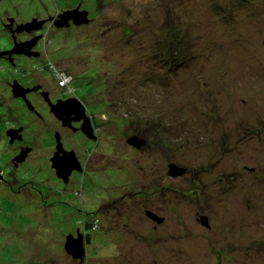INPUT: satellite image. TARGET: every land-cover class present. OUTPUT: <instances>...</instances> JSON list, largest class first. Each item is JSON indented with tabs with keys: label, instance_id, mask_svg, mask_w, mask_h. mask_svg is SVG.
Listing matches in <instances>:
<instances>
[{
	"label": "rangeland",
	"instance_id": "rangeland-1",
	"mask_svg": "<svg viewBox=\"0 0 264 264\" xmlns=\"http://www.w3.org/2000/svg\"><path fill=\"white\" fill-rule=\"evenodd\" d=\"M76 1L0 0V53L7 18L25 24ZM116 1L80 0L94 21L46 27L45 63L59 66L39 76L53 97L83 99L101 138L65 142L89 164L68 183L50 167L46 115L20 167L0 144L16 175L0 186V264H80L64 247L81 233L84 264H264V0ZM1 58L0 99L13 103Z\"/></svg>",
	"mask_w": 264,
	"mask_h": 264
},
{
	"label": "flooded vegetation",
	"instance_id": "flooded-vegetation-1",
	"mask_svg": "<svg viewBox=\"0 0 264 264\" xmlns=\"http://www.w3.org/2000/svg\"><path fill=\"white\" fill-rule=\"evenodd\" d=\"M77 1L73 6L68 5L65 8L57 9L53 13H48L44 17H37L40 20H45L43 26L44 29L39 31H19V23H17L13 18H7L3 23V27L11 37V45L0 53V56L2 57L1 59H3L9 67L6 72L7 75L5 79V89L7 90L9 98L10 96H14L11 85L16 81L25 88L39 87L38 89L30 91L26 94V98L31 102L30 105L26 104V100L23 97L10 98L13 103H8V99H5L6 96H3V99H0V106H4V104L6 105V108L4 107V109L0 111V144H7L13 151L9 164H11V168L13 169L18 168L28 159L32 152L31 148L33 143H36V140L40 136V132L45 131L47 128L43 124L45 122L44 116L46 115L47 118L54 123L52 128H54V137H56L54 149L49 155L50 167L52 168L55 177H57L59 181H63L65 183L70 182L75 174L84 173L87 169H89L88 161L82 160L76 149L72 147L66 148L65 142L70 140L73 134H80L84 138V141L88 143L89 141H94L97 148L101 134L95 126L92 115V120L87 117L90 108L87 107V104L83 99L80 100V103L81 105L85 104L84 113L78 109L76 111L68 112L64 110L63 106L65 104L62 102L56 108L54 105L58 102L59 97L52 96L53 93L51 89L47 86V82L39 76V73L46 72L50 74V69L52 71V69L54 70V67L57 68V66H59V63H54L52 60H48L45 63L50 55L49 48L47 47L48 42L50 41V37L47 35L48 31L46 32L47 26H52L54 29H58L60 31L63 29L80 28L81 26L88 25L94 21L92 11L88 10V8L85 9L80 0ZM92 1L95 3L96 9L98 10L108 4L110 5L116 0H110L109 2L108 0ZM118 1L119 0L116 2ZM77 8L79 11H88L87 18L90 20L88 23L77 25L76 22L80 21L84 17H82L83 14L78 15L76 13L67 15L72 17L70 21L62 22V18V21H60L59 15L61 13ZM57 22H62V24L68 22V25L58 27ZM16 43L17 47L14 49ZM53 73L56 75V72ZM67 99L70 98L64 97L61 100ZM17 104H20L23 109H26L27 113L25 112L22 114L20 111L18 112V108L15 107ZM25 116H27V120ZM88 126L93 131L90 137L83 131L84 128ZM58 138L62 143V146H60L59 149L57 147ZM69 151H73L74 153L69 154ZM56 153L59 154L56 155ZM54 156H56L55 162L53 161ZM6 167L9 168L7 164L0 162V186L2 187H4L3 185H8L10 182L9 180L16 176H13L9 170L6 171ZM127 193V213L130 216L129 220L132 228V180ZM120 199H124V195H120V197L115 199V201H119ZM118 205H121V203ZM161 218L164 219V217ZM155 221L158 222L157 219ZM77 235L78 234H72L71 236L76 238ZM80 237L82 238L85 246L90 242L89 234L85 236V234L83 235L81 233ZM71 241H73V238H71ZM85 246L84 249H86ZM64 248L70 259H74L80 264L85 263L87 257L86 251L83 256L74 257L72 253L67 251L66 247Z\"/></svg>",
	"mask_w": 264,
	"mask_h": 264
},
{
	"label": "water",
	"instance_id": "water-1",
	"mask_svg": "<svg viewBox=\"0 0 264 264\" xmlns=\"http://www.w3.org/2000/svg\"><path fill=\"white\" fill-rule=\"evenodd\" d=\"M83 14L82 18L80 21L76 22L77 25L79 24H82V23H88L90 20L89 18H87L88 16V11H79V9H73V10H69V11H66V12H63L60 14L59 18H60V21H70V19L72 18L71 16H67L69 14ZM62 18V19H61ZM45 22V20H38L37 18H34L33 20H31L30 22H27L25 24H19V31H23V30H26V31H32V30H39L42 26V24ZM62 22H57V26L58 27H63L65 25H68V22H65L62 24ZM41 23V24H39ZM38 24V25H37ZM40 25V26H39ZM26 43V42H25ZM15 47H17V43L15 44L14 46V49ZM12 91H13V94L14 96L16 97H23L25 100H26V104L27 105H30V101L26 98V94L30 91H33V90H36L38 89L39 87L37 88H25L24 86H22L21 84H19L17 81L14 82L12 85ZM63 103L65 104L63 106L64 110L68 111V112H71V111H76L77 109L80 110L82 113L85 112V109H84V105L82 106L81 103H80V99L78 98H70V99H67V100H58V102L56 103V105H54L56 108L58 107V105L60 103ZM80 119V118H79ZM89 137L90 135L93 133L92 129L88 126L84 128L83 130ZM57 143H58V149L60 146H62V143L60 142L59 138L57 139ZM129 143H131L132 145L138 147V148H141L142 146H144L147 141L146 139L144 138H141L137 135H134L132 137H130L128 139ZM71 153H74L73 151H69V154ZM59 154V153H56V155ZM55 159H56V156L53 157V161L55 162ZM186 171V168H182V167H179L175 164H171L170 165V174L171 175H176L177 173H184ZM153 219H157L158 222H162L163 221V218H159L158 216H156V214L150 212L149 214ZM202 222L204 224H208L206 223L205 219H202ZM71 238H73V242L71 241ZM69 237L68 239V242L65 244V247L67 249V251L69 253H72L74 257H81L84 255V252H85V249H84V245H83V241H82V238L79 237V238H74V237ZM75 241V242H74Z\"/></svg>",
	"mask_w": 264,
	"mask_h": 264
},
{
	"label": "built area",
	"instance_id": "built-area-1",
	"mask_svg": "<svg viewBox=\"0 0 264 264\" xmlns=\"http://www.w3.org/2000/svg\"><path fill=\"white\" fill-rule=\"evenodd\" d=\"M59 78H61V80H60L61 85H65L66 82L69 81L68 77L65 74H63V73H59Z\"/></svg>",
	"mask_w": 264,
	"mask_h": 264
},
{
	"label": "trees",
	"instance_id": "trees-1",
	"mask_svg": "<svg viewBox=\"0 0 264 264\" xmlns=\"http://www.w3.org/2000/svg\"><path fill=\"white\" fill-rule=\"evenodd\" d=\"M147 144V143H146Z\"/></svg>",
	"mask_w": 264,
	"mask_h": 264
}]
</instances>
